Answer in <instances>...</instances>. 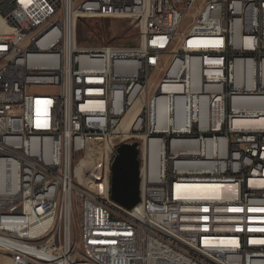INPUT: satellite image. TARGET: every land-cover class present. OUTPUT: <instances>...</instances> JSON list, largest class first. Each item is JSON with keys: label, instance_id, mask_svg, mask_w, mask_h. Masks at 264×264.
Here are the masks:
<instances>
[{"label": "built area", "instance_id": "obj_1", "mask_svg": "<svg viewBox=\"0 0 264 264\" xmlns=\"http://www.w3.org/2000/svg\"><path fill=\"white\" fill-rule=\"evenodd\" d=\"M91 10L130 18L138 43L80 45ZM41 54L55 67L38 68ZM156 60L170 74L154 77ZM135 99L127 135L144 178L128 209L111 198V136ZM261 103L264 0H0V264H264V125L249 122L264 106H248ZM41 172L57 176L51 191ZM187 184L223 190L210 200ZM23 186L34 194L19 201Z\"/></svg>", "mask_w": 264, "mask_h": 264}, {"label": "bare ground", "instance_id": "obj_2", "mask_svg": "<svg viewBox=\"0 0 264 264\" xmlns=\"http://www.w3.org/2000/svg\"><path fill=\"white\" fill-rule=\"evenodd\" d=\"M193 2H203L202 0H193ZM75 5H66L65 6V16H74ZM89 17H102V10H91L89 11ZM56 56L55 54H41L38 55V68H53L55 67ZM170 74V67H167V63L164 60L154 61V66H152V75L154 77H166ZM70 83V76H62L61 84ZM249 107H260L264 106V103L261 104H252L248 105ZM142 107V99H135V105L133 110L135 111L131 114H128L124 121L121 123L119 129L121 132H113L111 136V143L113 148L130 140V135L128 134L131 122L134 116ZM150 107H153V97H146V101H143V110H150ZM83 108H92V101H83ZM250 123L256 125H264V118L258 120H251ZM151 149H152V161L153 169H156V160H157V151L158 145L155 140H151ZM116 153V152H115ZM7 171H16L17 163L15 162H6ZM98 171H108V161L99 160L98 162ZM110 174L112 176L111 166ZM88 175H95V168H88ZM143 178H144V164L140 161V193H143ZM105 173L97 174V181H104ZM55 183H57V176L52 172H41L38 178V188L42 191H51L55 188ZM109 188L111 189V179L109 180ZM222 187L219 185H183L181 186L182 193L186 195H210V200H217V196L222 194ZM27 194H34V186H23L22 189L18 190V200L26 201ZM120 206H122L120 204ZM124 207V206H122ZM126 208V207H124ZM53 212H65V205H53ZM60 264H67V258H60Z\"/></svg>", "mask_w": 264, "mask_h": 264}, {"label": "water", "instance_id": "obj_3", "mask_svg": "<svg viewBox=\"0 0 264 264\" xmlns=\"http://www.w3.org/2000/svg\"><path fill=\"white\" fill-rule=\"evenodd\" d=\"M111 198L131 209L140 202L139 141L130 139L116 148L111 163Z\"/></svg>", "mask_w": 264, "mask_h": 264}, {"label": "rangeland", "instance_id": "obj_4", "mask_svg": "<svg viewBox=\"0 0 264 264\" xmlns=\"http://www.w3.org/2000/svg\"><path fill=\"white\" fill-rule=\"evenodd\" d=\"M203 1V0H202ZM77 35L80 45L97 48L103 43L136 45L139 30L130 18L126 17H89L78 22ZM58 87H37L44 93H56Z\"/></svg>", "mask_w": 264, "mask_h": 264}]
</instances>
